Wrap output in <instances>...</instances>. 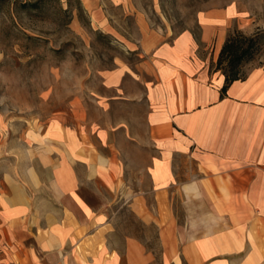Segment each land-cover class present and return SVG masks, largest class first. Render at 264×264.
Listing matches in <instances>:
<instances>
[{
    "label": "crops",
    "instance_id": "crops-1",
    "mask_svg": "<svg viewBox=\"0 0 264 264\" xmlns=\"http://www.w3.org/2000/svg\"><path fill=\"white\" fill-rule=\"evenodd\" d=\"M128 11L133 25L119 33L130 55L102 73L82 119L75 109V121L37 132L31 165L6 178L1 208L18 246L5 257L153 264L144 239L126 236L120 249L109 231L127 205L158 227L164 264H264V67L226 89L216 69L235 9L200 10L176 35ZM176 193L205 199L187 231Z\"/></svg>",
    "mask_w": 264,
    "mask_h": 264
},
{
    "label": "rangeland",
    "instance_id": "rangeland-1",
    "mask_svg": "<svg viewBox=\"0 0 264 264\" xmlns=\"http://www.w3.org/2000/svg\"><path fill=\"white\" fill-rule=\"evenodd\" d=\"M226 6L237 15L230 33L257 38L253 57L240 65L245 77L251 68L264 67V0H0V264H19L17 257H5V247L18 246L1 208L5 180L31 165L37 132L53 120L75 121V109L82 119L85 102L102 89V73L130 55L119 33L133 25L125 12L145 11L156 27L176 35L197 27L200 10ZM202 201L174 195L184 230L190 214L203 212L195 206ZM109 229L121 238L120 249L122 239L137 235L155 251L153 264L165 263L158 227L127 205Z\"/></svg>",
    "mask_w": 264,
    "mask_h": 264
},
{
    "label": "trees",
    "instance_id": "trees-1",
    "mask_svg": "<svg viewBox=\"0 0 264 264\" xmlns=\"http://www.w3.org/2000/svg\"><path fill=\"white\" fill-rule=\"evenodd\" d=\"M256 43V36H246L238 32L229 34L217 61L218 70H222L224 61L227 63V69L223 71L226 76L224 89L233 81L244 78L240 76V65L253 57Z\"/></svg>",
    "mask_w": 264,
    "mask_h": 264
}]
</instances>
